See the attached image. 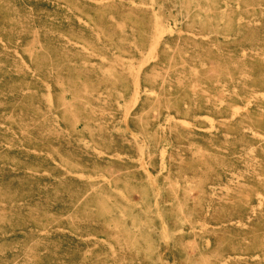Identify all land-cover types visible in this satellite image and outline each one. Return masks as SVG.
<instances>
[{
    "label": "rangeland",
    "instance_id": "1",
    "mask_svg": "<svg viewBox=\"0 0 264 264\" xmlns=\"http://www.w3.org/2000/svg\"><path fill=\"white\" fill-rule=\"evenodd\" d=\"M0 264H264V0H0Z\"/></svg>",
    "mask_w": 264,
    "mask_h": 264
},
{
    "label": "bare ground",
    "instance_id": "2",
    "mask_svg": "<svg viewBox=\"0 0 264 264\" xmlns=\"http://www.w3.org/2000/svg\"><path fill=\"white\" fill-rule=\"evenodd\" d=\"M204 9H205V8H204ZM155 16H156V15H155ZM157 18L160 19L161 16H160V17L157 16V17L155 18V20H156ZM155 23H156V22H155ZM157 26H160V25L157 24ZM156 28H157V27H156ZM159 30H160V29H159ZM161 32H162V31H161ZM158 33H159V32H158ZM159 34H160V33H159ZM155 36H156V35H155ZM157 36H158V35H157ZM160 37H161V36H160ZM158 38H159V37H158ZM154 39H155V38H154ZM154 39H153V41H156L155 43H157L158 39H157V38H156L155 40H154ZM154 45H155V44H154ZM150 47H151V45H150ZM150 47H149V48H150ZM149 51H150V50H149ZM147 53H148V52H147ZM147 53H146V54H147ZM148 55H149V54H148ZM150 55H151V53H150ZM144 56H145V55H144ZM139 67H140V66H139ZM129 69H130V68H129ZM131 69H132V68H131ZM131 69H130V71H131ZM137 70H138V68H137ZM139 70H140V68H139ZM139 70H138V71H139ZM130 71H129V72H130ZM132 72H133V71H132ZM136 73H137V72H136ZM134 75H135V74H134ZM136 75L138 76V74H136ZM137 76H136V81H137ZM134 80H135V79H134ZM138 80H139V78H138ZM137 82H138V81H137ZM133 83H135V81H134ZM137 85H139V84H137ZM134 87H135V86H134ZM194 87H197V86H194ZM137 89L139 90V88H137ZM134 90H135V88H134ZM136 91H137V90H136ZM137 92H138V91H137ZM134 93H135V92H134ZM48 100H49V99H48ZM49 101H50V100H49ZM133 102H134V101H133ZM155 112H156V111H155ZM167 120H168V119H167ZM159 124H160V123H159ZM162 151H163V150H162ZM161 153H163V152H161Z\"/></svg>",
    "mask_w": 264,
    "mask_h": 264
}]
</instances>
